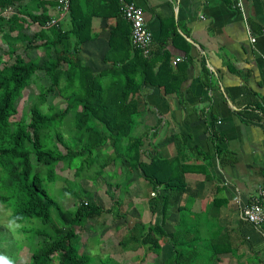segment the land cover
<instances>
[{"label": "trees", "instance_id": "1", "mask_svg": "<svg viewBox=\"0 0 264 264\" xmlns=\"http://www.w3.org/2000/svg\"><path fill=\"white\" fill-rule=\"evenodd\" d=\"M80 1L72 0L70 26L62 23L60 27L41 29L32 36L28 31L35 23L45 26L52 20L47 9L42 15H35L34 6L41 2L0 0L2 39L20 41L25 55L43 49L46 57L43 64L38 59L28 60L10 42L4 54L8 58L0 56V206L10 210L15 224L33 223L31 228H19V232L27 234L25 239L31 251L27 264H91L92 257L80 252L79 230L85 229L91 220L101 222L105 216L113 222L120 221L125 218L122 214L125 203L110 192L111 205L105 209L91 199L86 188L70 182L66 176L72 174L73 179L80 178L84 184L97 181L106 168L114 165L117 178L119 164L149 183L147 205L153 214L162 217L160 223L138 222L130 229L123 223L124 250L136 252L143 247L155 259L168 249L170 255L164 264L221 262L219 256L228 251L221 230H213L210 217L206 221L190 219L185 207L190 208L181 206L182 197L189 190L185 178L188 166L178 163L176 157L160 158L148 140L150 129L138 134L137 97L144 90L143 85L156 84L170 94L155 78L159 74L153 72L151 56H144L132 44L131 25L120 12L119 0H111L105 3L106 8H114L110 18H116L109 39L111 54L106 60V63L111 61V68L96 72L86 66L80 58L81 47L92 42L95 36L93 15L81 13ZM13 8L15 13L4 14ZM39 71L49 77L51 86H40L37 101L29 112L13 121L19 114L20 100ZM53 94L61 99L51 105L48 99ZM57 96L54 97L57 99ZM70 114H74L70 122L74 125L73 135L65 133L70 126L66 125ZM107 144L113 147V155L104 157ZM144 147L150 150L149 158ZM221 152L219 149L218 154ZM60 164L65 168H60ZM58 179L65 180V191L78 194L81 202L75 210H65L51 196L50 183ZM71 184L73 187L68 188ZM118 189L120 186L114 190ZM152 192L159 194L153 198ZM81 195H88L84 199L87 201ZM174 212L179 213V222L169 232L165 227ZM107 262L120 264L112 259Z\"/></svg>", "mask_w": 264, "mask_h": 264}, {"label": "crops", "instance_id": "2", "mask_svg": "<svg viewBox=\"0 0 264 264\" xmlns=\"http://www.w3.org/2000/svg\"><path fill=\"white\" fill-rule=\"evenodd\" d=\"M38 1L35 15L47 9L52 19L58 17L57 0ZM110 1L78 3L82 14L93 15L95 36L81 47L80 58L96 72L111 68V61L106 60L111 54L109 39L116 18H110L114 8L105 6ZM127 1L145 11L154 37L150 54L153 72L170 92L164 93L156 84L143 85L137 102L138 130L144 128L138 134L150 129L148 140L160 158L176 157L178 163L188 166L185 178L189 190L181 206L190 208L185 207L186 214L195 221L210 217L213 230L220 229L227 242V253L214 264H264V226L254 227L241 217L264 182V0ZM70 17L64 26H70ZM109 145L105 149L111 151ZM104 153L109 156V152ZM119 165L117 178L113 165L97 181L86 183L97 188L109 183L111 188L103 189L112 195L117 186L120 195L122 189L130 186L131 192V187L140 183L136 189L144 193L145 180L138 173L126 176V167ZM134 175L143 181L137 183ZM88 192L95 200L91 190ZM149 192L150 187L146 198ZM122 214L125 218L121 220L130 229L126 212ZM179 217L178 212L171 215L165 227L169 232L174 231Z\"/></svg>", "mask_w": 264, "mask_h": 264}, {"label": "rangeland", "instance_id": "3", "mask_svg": "<svg viewBox=\"0 0 264 264\" xmlns=\"http://www.w3.org/2000/svg\"><path fill=\"white\" fill-rule=\"evenodd\" d=\"M39 30L40 26L33 25L28 32L29 34L34 36V34ZM2 36L3 35L0 34V56H4L5 52L8 51L7 43L10 42L12 44H15V46L20 50L19 53L23 54L28 60L38 59L40 64H43L46 60L45 52L43 49L30 51L28 55H25L26 52L24 51V46H22V43L20 41L16 42V39L14 38L3 40ZM13 36L15 35H11V37ZM7 58L8 57L5 58L4 56V59ZM40 86H51L49 77L43 74L42 71L38 72V76L32 83L31 88L29 89V91L25 92L24 97L20 100L18 105L19 114L17 118H13V121H18L24 112H29L30 106H32L37 101L36 95L38 96L39 94ZM54 96H57V94L51 95L48 99V103L51 105L52 103H58L61 99L59 96H57V99ZM70 115L71 116L67 118L66 123V125L70 124V126L69 129L65 131V133H70V135H73L74 125L70 122L72 118L74 119V114ZM143 128L144 127H140V129ZM146 143H148V141H145V144ZM146 149L148 148L144 147V152ZM62 150L64 151L63 148ZM108 150L109 148L103 151L102 155L104 157L105 155H107V153L104 152H109L110 155H113L112 150ZM61 167H63L62 169H64L65 165L60 164V168ZM129 173V169H127L126 176H129ZM134 177L137 183L144 180L140 179L139 181V179L136 178L135 175ZM66 178L74 184L80 183L83 188L91 190L93 197L99 205L105 207L110 203V196L104 191V189L109 190L111 188L109 183L103 184L101 188H97L92 187V185H89L86 182L83 184L81 182L82 179L80 178L73 179L71 174L67 175ZM121 179L125 180L124 178ZM124 182L126 185V180ZM145 182L146 186L144 187V193L141 188V192L136 189L138 188V186L140 187V183L134 184L131 187V192L129 186L127 189H122L121 191H119L120 195H118V191L116 193V195L122 198L123 202L127 204V206H124L125 209L123 210V212H126V222L131 228H133L138 222H143L145 224H148L149 222L158 223L162 218L161 216L152 215L151 212H147V209L149 208L147 207L148 199L146 198V191L150 187V185L147 181ZM50 185L51 189L49 188V191L51 193V196L55 200H57L64 209L71 211L76 209V206L79 205L81 200L79 201L78 194L73 195L70 192L64 190L66 187L65 180L58 179V181L50 183ZM72 187V184L70 185V187L68 186V188ZM84 196L81 195L80 197H82L83 200L89 197L88 195ZM134 206L142 210L140 211L138 209V211L137 209H133V211H131V208H133ZM3 208L0 206V264L5 263L6 261L12 264L29 263L31 251L29 248V244H27L25 239L27 234L25 232H19V228L21 226L31 228L33 227V223L25 222L21 225L15 224L11 220L10 210ZM140 214L142 215L140 216ZM100 221L101 222L97 221L96 219H94L93 221L91 220V222L85 226V229H82L81 231L79 230L80 235L82 236L81 242H79V244L81 245L80 252L81 254L84 253L92 257L91 264H106L105 262L110 259L120 264H164L165 260L167 259L168 249L163 252V255L161 257L155 259L152 255L149 254V256L146 249L143 247H140V249L136 250V252L131 250H124L121 244V241L124 240V237L126 236V229L123 226L124 221L121 220L118 222H113L114 220L111 217L109 218L107 216L102 217ZM41 239L42 237L39 238V240ZM37 241L38 240H36L35 242ZM140 257L145 258V260H141Z\"/></svg>", "mask_w": 264, "mask_h": 264}, {"label": "built area", "instance_id": "4", "mask_svg": "<svg viewBox=\"0 0 264 264\" xmlns=\"http://www.w3.org/2000/svg\"><path fill=\"white\" fill-rule=\"evenodd\" d=\"M120 12L124 19L131 25L132 44L142 50L144 56H149L152 52L154 37L147 27L145 11L142 7L126 0H119ZM72 0H57L58 17L49 21L41 29H51L60 27V25L69 17L71 12ZM15 13L13 9L8 10L4 14L11 15ZM252 42H256V38L252 37ZM178 62L180 59L177 60ZM156 196V193H152ZM242 219L253 225L254 227L264 226V182L258 187L257 193L251 203L244 207L241 213Z\"/></svg>", "mask_w": 264, "mask_h": 264}, {"label": "clouds", "instance_id": "5", "mask_svg": "<svg viewBox=\"0 0 264 264\" xmlns=\"http://www.w3.org/2000/svg\"><path fill=\"white\" fill-rule=\"evenodd\" d=\"M15 11V10H14ZM72 175V174H71ZM152 193H154V192H152ZM151 193V194H152ZM156 193V196L159 194V192H155ZM153 197H155V196H153ZM66 210V209H65ZM71 211V210H70ZM2 264H12V263H10V262H8V261H6L5 263H2ZM27 264V263H26Z\"/></svg>", "mask_w": 264, "mask_h": 264}]
</instances>
